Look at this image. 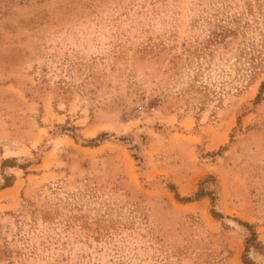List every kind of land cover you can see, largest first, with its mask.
<instances>
[{
	"label": "rangeland",
	"instance_id": "rangeland-1",
	"mask_svg": "<svg viewBox=\"0 0 264 264\" xmlns=\"http://www.w3.org/2000/svg\"><path fill=\"white\" fill-rule=\"evenodd\" d=\"M0 264H264V0H0Z\"/></svg>",
	"mask_w": 264,
	"mask_h": 264
}]
</instances>
